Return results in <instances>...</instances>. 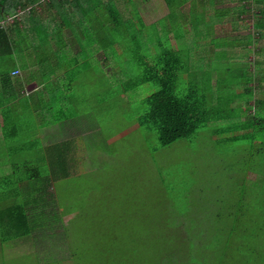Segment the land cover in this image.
<instances>
[{"label":"rangeland","instance_id":"obj_1","mask_svg":"<svg viewBox=\"0 0 264 264\" xmlns=\"http://www.w3.org/2000/svg\"><path fill=\"white\" fill-rule=\"evenodd\" d=\"M132 1L145 24L161 14L159 0ZM45 3L37 0L24 9L33 7L34 14L43 15ZM117 3L122 11L126 9L120 0ZM251 9L254 12V6ZM28 39L42 40L37 35L21 40ZM187 44L193 46L195 38L173 45ZM42 46L36 59L52 49L49 39ZM28 49L23 48L20 55L25 56ZM207 50L201 45L192 49L191 58L197 63L189 74L180 76L184 92L190 83L199 86L207 78L213 84L220 81L222 88L245 80L237 67L242 65L241 56L232 53L222 63L208 56ZM105 56L106 74L100 70L102 64L93 60L88 71L74 70L78 75L73 76L72 91L82 103L76 113L82 116L78 131L83 133L73 135L70 142L77 150L75 165L80 169L68 182L49 189L51 197L58 195L57 206L48 205L43 212L37 211V220L33 218L48 228L43 236L33 237L30 232L18 239L10 235L12 230L6 232L13 202L8 189L13 186L0 182V264H264V177L245 172L251 167V139L237 141L232 137L236 134L226 132L224 123L218 121L189 139L162 147L156 133L136 121L142 111L139 100L153 91V85L146 83L126 92L122 82L132 80L124 73L139 74V70H126L134 69V64L125 63L123 56L125 65L117 63L111 53ZM212 60L216 63H209ZM242 66L247 67L246 62ZM35 76L41 81V76ZM251 100L245 109L253 112ZM23 122H17L15 140L0 141V164L5 167L26 160L42 166L38 158L42 142L34 136L36 128ZM1 165L0 178L10 169ZM18 171L25 172L23 167ZM26 186L22 184V189Z\"/></svg>","mask_w":264,"mask_h":264},{"label":"trees","instance_id":"obj_2","mask_svg":"<svg viewBox=\"0 0 264 264\" xmlns=\"http://www.w3.org/2000/svg\"><path fill=\"white\" fill-rule=\"evenodd\" d=\"M117 1L47 0L44 9L56 10V13L42 16L37 12L34 14L33 7L24 9L27 5L36 4L37 0H0V141L6 143L15 140L19 120L24 121L27 127H35L30 118L26 119L27 114L24 115V110L32 112L31 104L43 110L42 118L47 116L49 120L47 124L53 122L61 124L60 131L63 136L65 129L75 130L74 135L79 134L76 131L81 114L76 111L82 103L72 91L76 80L73 76L78 75L74 70H82L81 73L88 71L97 62L96 64H102L100 70H104L106 74L103 66L106 56L103 58V55L111 53L121 65H125L122 56L126 59L125 63L129 61L134 64V69L124 67L126 70H139V74L124 73L132 80L130 83L123 80L122 85L128 88L126 92L146 83L153 85V91L139 100L142 111L136 116V121L141 128L155 132L162 147L181 138L189 139L211 122L221 121L224 123L222 129L236 134L232 137L237 141L251 139L253 152L248 155L251 167L245 172L263 177L264 166L259 169L255 165L264 164V111L260 115V102L255 98L254 89L248 85L253 79L244 72L243 66L237 65L238 69L242 70L241 74L245 80L229 82L222 88L218 86L222 85L220 81L213 84L210 78H207V82L199 86L190 83L184 92L179 84L180 76L183 73L189 74L197 63L191 61L194 47L186 45L176 48L168 38V33L172 31L177 40L181 39V36L184 37L182 34L175 30H166L162 20L157 24L160 28V31H157L154 27L156 25L148 26L144 23L132 0H120L126 8L124 11L118 7ZM247 2L252 4L253 0ZM25 13L28 15H24ZM74 14L77 18L72 20ZM50 18L61 23L55 30L53 28L49 30L51 39L57 41L59 38L60 43H57L54 49L53 47L51 50L46 49V53L36 59L37 51L43 49L42 40L39 42L32 40V43L30 39L26 41L21 39L31 38L32 35L42 39L49 37L40 36L38 31L42 22H51ZM8 19H11V25L6 22ZM19 24H22L21 31L18 30ZM8 26H13L16 31L15 40ZM62 28L67 31L70 28L74 39L60 32ZM71 28H74V31ZM63 37L66 41L61 43ZM85 40L89 43H84ZM151 45L153 47H150ZM23 48H29L26 50L27 56L15 57L22 53ZM92 60L95 63H92ZM214 60L209 63H216ZM28 61L33 65H30V62L26 63ZM34 65L45 70L40 74L41 81L38 83L42 82L46 86L49 101L39 100V97L34 95L19 98L22 93L20 91L24 90L29 80H35L36 74L30 70ZM57 70L60 74L56 78H50L49 73ZM66 71L69 73H65ZM45 72L48 75H45ZM67 74L70 75L68 78ZM251 99L253 112L245 109L246 106L249 107ZM21 100L23 103L16 108V103H20ZM72 118L73 124L70 122ZM23 119H26L28 124ZM72 136H69L67 141L62 137L57 142L41 141L42 144L39 143L41 154L38 157L42 161L40 167L33 166L27 160L22 163L11 162L8 167H5L3 162V165L0 164L5 169L10 167L9 174L1 177L0 182L5 181L13 186L8 189L9 195L13 198L8 213L10 224L4 227L6 232L12 230L9 233L13 238H24L31 233L33 237L38 234L43 236L46 233L45 229L48 228L43 227L42 221L33 222V218L37 220L38 210L43 212L48 205L51 208L53 205L57 206L58 195L53 198L48 192L50 188H54L53 183L59 185L68 182L80 169L73 164L76 159L72 158V154L75 155L77 150L71 148ZM63 138H66V134ZM103 143L105 147L107 143ZM67 153L71 156L68 157ZM21 167L25 172L18 171ZM22 184L27 186L22 189ZM30 199H34L35 204H32Z\"/></svg>","mask_w":264,"mask_h":264},{"label":"crops","instance_id":"obj_3","mask_svg":"<svg viewBox=\"0 0 264 264\" xmlns=\"http://www.w3.org/2000/svg\"><path fill=\"white\" fill-rule=\"evenodd\" d=\"M41 1L47 2V0ZM159 1L161 2L160 5H162L160 16H158L155 21L150 22L147 25H156L154 27L157 28V31H160V28L157 24L160 20H162L166 30L178 31L179 34H182L185 37L184 38L181 36L182 40H177L173 36L174 34L172 33V31H169L168 38L170 39L172 45L174 44V41H181L182 43L186 44V42L189 41L191 37H193L195 38V40H197L193 45L194 49L195 47H198L200 45L204 46L206 47V50L208 49L210 51L208 52L207 50L208 56L220 58L219 60H221L220 62L222 63L225 62L226 59L231 57L232 53H235L234 55L238 54V56H241V58H239L241 59L240 63H242L243 65V63L246 62L247 65V67L243 66V69L247 71L248 75L251 76L252 79L256 80L254 84H251V87L254 89V94L259 95V108H261L259 109V112L260 115H262V112L264 111V75H262V70H264V0H253L252 5L254 6V12H251V7L253 6H251V4L247 2V0ZM153 7L155 8L154 5ZM46 9L43 10L42 16H46L48 13L49 15H55L56 10L53 11L52 9H47V12ZM73 16L74 17L72 18V20L77 18V15L74 14ZM50 20L51 22L44 21L41 23V28L39 29L38 34L43 37L49 36L44 37L45 39H42V43L49 39L54 49L56 48L57 41L60 39L58 38L57 41L56 39H51V34L48 30V24L50 25L49 27L51 29L53 28V30H55V28L57 26L59 27L61 23H58L60 21L54 22L51 18ZM9 24L11 25V23ZM21 26L22 24L18 25L19 31H21L22 29ZM9 29L11 30V34L13 35V40H15L16 31L14 30L13 26H8V30ZM73 29L74 28H71V30ZM60 32L67 35L70 39H74L71 34L70 28L69 31L62 28L60 29ZM196 33H198V35H196ZM69 34H71V37ZM63 41H66L64 37L61 43ZM21 43L22 42L20 40L19 44L21 45ZM230 51L233 52L229 53ZM32 55L34 56V53H32ZM15 57L23 58L24 55L17 54L15 55ZM191 61L196 62L197 60L193 58ZM30 70L32 72H35L37 76H40V74H43V71H45L40 69L37 65L31 67ZM58 72L59 71L57 70L53 71V73H49V77L52 79L56 78L55 76H58ZM44 74L48 75L47 72H45ZM39 81V79L33 81L29 80L24 90L20 91L22 93L21 95H19V98H28V96L33 97L34 95L35 97H39V100L41 99L42 101H49V93L47 91V88L42 82L38 83ZM22 100L20 101V103H16V108L21 106V104L23 103ZM30 107L32 112L28 110L24 111L27 114L26 119L30 118L35 126L34 129L36 128L34 136L38 137L45 143L47 141H60L61 137L63 136L62 131H60V127H62L61 124L57 122L47 124V122L49 121L47 119V116H43L42 118V114L44 113L43 110L38 108V106L35 104H31ZM36 109L37 111H35ZM87 118L92 121L89 117ZM79 119L80 120H78V126H80L82 116ZM76 132L79 134L83 133L80 131ZM57 134H61L62 136L57 137ZM65 134L66 138H63ZM65 134L62 139L67 141V139L70 138L69 136L75 134V130L65 129ZM57 138L58 140L56 141ZM72 155V158H74L75 160V155ZM67 156L70 157L71 155L67 153ZM73 164L75 165L74 161ZM263 166L264 164L260 166L259 169L263 168ZM74 175L77 174L75 173ZM53 185H58V183H53Z\"/></svg>","mask_w":264,"mask_h":264},{"label":"built area","instance_id":"obj_4","mask_svg":"<svg viewBox=\"0 0 264 264\" xmlns=\"http://www.w3.org/2000/svg\"><path fill=\"white\" fill-rule=\"evenodd\" d=\"M2 25H3V23H2Z\"/></svg>","mask_w":264,"mask_h":264}]
</instances>
